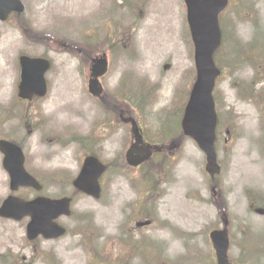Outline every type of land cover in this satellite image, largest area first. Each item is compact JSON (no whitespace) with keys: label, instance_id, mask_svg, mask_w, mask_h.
Masks as SVG:
<instances>
[{"label":"rangeland","instance_id":"374dc122","mask_svg":"<svg viewBox=\"0 0 264 264\" xmlns=\"http://www.w3.org/2000/svg\"><path fill=\"white\" fill-rule=\"evenodd\" d=\"M22 2V14L0 21V136L20 143L45 195H71L87 153L108 169L100 199L74 196L59 238L28 241L26 218L0 219V264H216L209 233L224 227V214L230 263L264 264V214L256 212L264 209V0H229L221 14L226 37L214 90L221 172L213 182L193 139H158L156 117L183 109L195 80L184 0ZM67 43L87 52L78 56ZM89 52L108 58L101 79L108 102L88 91ZM22 54L52 62L47 95L31 103L17 96ZM121 114L163 148L138 168L125 162L132 138ZM8 190L0 154V199ZM145 220L152 222L135 226Z\"/></svg>","mask_w":264,"mask_h":264},{"label":"water","instance_id":"95a60500","mask_svg":"<svg viewBox=\"0 0 264 264\" xmlns=\"http://www.w3.org/2000/svg\"><path fill=\"white\" fill-rule=\"evenodd\" d=\"M189 32L194 45V63L196 78L192 85L188 101L181 119L184 135L191 137L206 156L205 170L218 174L220 165L215 151V129L217 115L213 99L215 80L220 74L213 55L221 45L222 34L219 26V14L227 6L228 0H184ZM25 5L21 0H0V20L7 19L11 12L22 13ZM20 82L18 96L31 100L34 96L44 97L47 94L46 72L50 61L44 57H19ZM108 61L104 55L93 59L91 73L95 77L88 85V91L96 96L102 92L98 77L107 71ZM134 124V122H133ZM0 152L3 154L2 166L9 176L12 191L19 187H32L41 190V184L24 166L25 156L17 144L0 139ZM151 148L145 144L139 129L133 130V142L126 150L125 159L128 165L138 166L151 156ZM105 165L93 155L86 156L81 168L73 179V186L88 196L98 199L101 195L99 178L105 171ZM70 197L51 199L38 196L30 201L17 196L6 197L0 205V217L21 220L29 217L26 225V236L33 240L39 235L44 239H55L63 236L66 229L56 220L60 216L71 214ZM257 213L264 214L263 209ZM224 228L213 230L210 239L215 250L217 264H231L227 251L229 246L226 225L227 216H222ZM151 221L137 222V226L150 224Z\"/></svg>","mask_w":264,"mask_h":264},{"label":"trees","instance_id":"16d2710c","mask_svg":"<svg viewBox=\"0 0 264 264\" xmlns=\"http://www.w3.org/2000/svg\"><path fill=\"white\" fill-rule=\"evenodd\" d=\"M227 26V24L225 23H222V29L224 30V32H225V27L224 26ZM223 32V34H224V36L226 37V35H225V33ZM224 36H223V44H224V41H225V38H224ZM254 40H255V37L254 38H252L251 39V42L252 43H250V46H252V48L254 47L253 45H254ZM88 41V40H87ZM89 42V41H88ZM87 42H85L84 41V44H86ZM90 43V42H89ZM222 44V45H223ZM68 47H74V48H78L76 51H78V52H80V53H78L77 55L78 56H83L86 52H87V50H85V48H84V45H80L79 46V43H70V44H68L67 45ZM67 47V48H68ZM71 52H74L73 50H71ZM75 53V52H74ZM92 56V52H89V55H87L86 57V59L88 60L90 57ZM130 96H131V98L133 99L132 101H133V103H134V105L136 106V108L137 109H139L140 111H143V112H146L144 109H143V107H142V104H144V106H145V102H143L142 100H141V94H139L138 92H133L132 91V94L130 93ZM142 103V104H141ZM179 111H176L177 112V114H176V112H174L173 113V116L171 117V118H168V117H170V115H171V112H167V113H164L166 116H162V115H158L156 118L160 121V126H159V133H158V139H159V141L161 140L162 142V144L168 139V138H170V137H172L173 135H176V134H178V135H180V124H179V113L181 114V112H182V108H180V109H178ZM171 124H170V123ZM172 124H173V126H172ZM160 154V153H159ZM158 154V155H159Z\"/></svg>","mask_w":264,"mask_h":264},{"label":"flooded vegetation","instance_id":"af4514ba","mask_svg":"<svg viewBox=\"0 0 264 264\" xmlns=\"http://www.w3.org/2000/svg\"><path fill=\"white\" fill-rule=\"evenodd\" d=\"M97 53H99V52H97ZM97 53L96 54H94V55H92L89 59H90V64H89V66H91V64H92V60H93V58L95 57V56H98L97 55ZM51 62V61H50ZM51 66H52V62H51ZM19 68H20V66H19ZM89 69H90V67H89ZM91 76H90V71H89V78H88V83L90 82V80H91ZM20 79V78H19ZM102 77L101 78H99V82H100V84L102 85V93L100 94V95H98V97L97 98H100V99H104V102H108L110 99H109V96L107 95V94H105V87H104V85H103V83H102ZM87 83V84H88ZM18 85H19V83H18ZM17 92H18V86H17ZM35 99H39V98H36V97H34V98H32L31 100H26V102H29V103H31V102H33V101H35ZM120 118H121V120L124 122V123H128L129 124V126H130V129H131V132H132V129H133V126H132V122H133V120L131 119V118H129V117H126V116H123L122 114L120 115ZM139 128H140V131H141V133H142V136H143V139H144V142L146 143V144H149V145H154V143H151V141L148 139V137H147V135L144 133V131H143V129L139 126ZM0 138H6V139H8L7 137H4V136H0ZM131 138H133L132 137V134H131ZM10 141H11V139H9ZM14 141V140H13ZM132 141V140H131ZM16 142V141H15ZM16 143H18V142H16ZM19 145H20V143H18ZM21 146V145H20ZM22 147V146H21ZM23 149V148H22ZM158 149V148H157ZM24 151V150H23ZM155 152H157V150H156V148L155 149H153V151H152V154H154ZM0 154H1V156H2V159H3V155H2V153L0 152ZM24 156H25V163H26V155H25V153H24ZM3 168V167H2ZM25 168L27 169V171L31 174V175H33V176H35L34 174H33V172H31L27 167H26V164H25ZM37 179H38V177L37 176H35ZM210 179H211V181L213 182V180H214V178H212V177H210ZM39 180V179H38ZM40 181V180H39ZM40 183H41V181H40ZM42 184V183H41ZM8 186H9V179H8ZM15 195V196H18V197H20L21 199H24V200H32V199H34V198H36V197H38V196H47V197H50V198H59L60 196H58V197H53V196H49V195H45L44 193H43V184H42V189L41 190H35V189H33V188H30V187H23V188H19L16 192H12L10 189L7 191V193H6V195L3 197V198H1L0 199V204L2 203V201L7 197V196H9V195ZM63 196V195H62ZM74 198V197H73ZM73 200V199H72ZM0 219H3V218H0ZM6 220H10V219H6ZM28 220V219H27ZM13 221V220H12ZM27 222V221H26Z\"/></svg>","mask_w":264,"mask_h":264}]
</instances>
